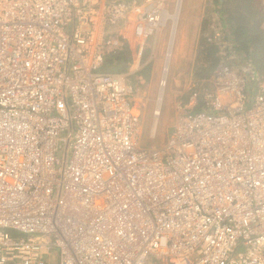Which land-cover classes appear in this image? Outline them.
Segmentation results:
<instances>
[{"label":"built area","instance_id":"2783aa9c","mask_svg":"<svg viewBox=\"0 0 264 264\" xmlns=\"http://www.w3.org/2000/svg\"><path fill=\"white\" fill-rule=\"evenodd\" d=\"M165 1L0 0V264H264V76L220 18L207 87L140 148ZM126 44L128 69L102 71Z\"/></svg>","mask_w":264,"mask_h":264},{"label":"rangeland","instance_id":"374dc122","mask_svg":"<svg viewBox=\"0 0 264 264\" xmlns=\"http://www.w3.org/2000/svg\"><path fill=\"white\" fill-rule=\"evenodd\" d=\"M165 5L166 10L172 16L171 18L173 19V16L177 17L175 21L173 20L175 24L177 21V27L176 31L174 30L175 26L172 29V31H175L174 46L171 48L172 55L166 75V85L163 90L158 120L154 119L153 112L157 109L156 100L157 95L160 94L158 93L160 92L159 83L171 29L170 21L157 32L153 57L150 59L151 50H147L145 53L144 60L149 61V80L141 79L135 83L134 100L141 107L142 116L140 135V148L142 149L165 145L175 123L176 104L185 102L186 98L189 97V91L194 90V92L201 95L207 87L203 80L195 81L193 79L192 69L197 47V42L196 47L194 46V38H197L198 41L200 32L203 29L202 26H204L205 33L211 35L220 20L213 0H166ZM188 27H190V33L187 43L181 45L183 30ZM170 46L172 47V43L169 44ZM189 67H191V73H189ZM140 76L142 78V75ZM154 123L156 128L153 126Z\"/></svg>","mask_w":264,"mask_h":264},{"label":"trees","instance_id":"16d2710c","mask_svg":"<svg viewBox=\"0 0 264 264\" xmlns=\"http://www.w3.org/2000/svg\"><path fill=\"white\" fill-rule=\"evenodd\" d=\"M218 17L223 21L228 32V39L240 51L254 70L264 76V13L256 7L254 0H213ZM205 25V23H204ZM198 37L196 55L192 69L195 81L207 80L219 62L216 57L217 47L205 33L204 26ZM131 63L128 45L121 51L106 57L102 71L125 72ZM149 64L141 72L142 79L149 80Z\"/></svg>","mask_w":264,"mask_h":264},{"label":"crops","instance_id":"0c3cea01","mask_svg":"<svg viewBox=\"0 0 264 264\" xmlns=\"http://www.w3.org/2000/svg\"><path fill=\"white\" fill-rule=\"evenodd\" d=\"M189 26V25H188ZM189 33H190V27H188V28H186V30H185V28H184V30H183V35H182V42H181V45L184 43V44H186L187 42V40H188V36H189ZM196 42H197V38H194V46L196 47ZM181 45H180V47H181ZM192 67V66H191ZM191 67H189V73H191Z\"/></svg>","mask_w":264,"mask_h":264},{"label":"bare ground","instance_id":"6f19581e","mask_svg":"<svg viewBox=\"0 0 264 264\" xmlns=\"http://www.w3.org/2000/svg\"><path fill=\"white\" fill-rule=\"evenodd\" d=\"M179 1H180V0H179ZM178 4H179V2H178ZM177 12H178V8H177ZM176 18H177L176 16H173V20H174V21L176 20ZM173 34H174V30L172 31L171 40H172ZM171 40H170V45H171V43H172ZM171 51H172V50H171V46H170L169 49H168V52H167V57H168V58H167V61H168V59H169V56L172 55ZM163 80H164V78H163ZM162 93H163V91H162V89H161L160 94L158 95L157 100H156V101H157V104L160 103V97L162 96ZM156 110H158V109H156Z\"/></svg>","mask_w":264,"mask_h":264}]
</instances>
